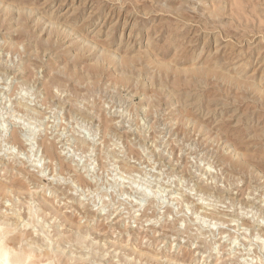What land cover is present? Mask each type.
Wrapping results in <instances>:
<instances>
[{
  "label": "clouds",
  "instance_id": "clouds-1",
  "mask_svg": "<svg viewBox=\"0 0 264 264\" xmlns=\"http://www.w3.org/2000/svg\"><path fill=\"white\" fill-rule=\"evenodd\" d=\"M0 264H264V0H0Z\"/></svg>",
  "mask_w": 264,
  "mask_h": 264
},
{
  "label": "rangeland",
  "instance_id": "rangeland-1",
  "mask_svg": "<svg viewBox=\"0 0 264 264\" xmlns=\"http://www.w3.org/2000/svg\"><path fill=\"white\" fill-rule=\"evenodd\" d=\"M121 27H123V20L121 21ZM143 28V24L141 25L140 29L138 31H141ZM131 30V18H129V27L127 29H124L125 35H127L128 31Z\"/></svg>",
  "mask_w": 264,
  "mask_h": 264
}]
</instances>
